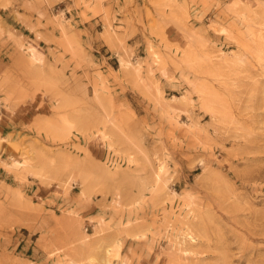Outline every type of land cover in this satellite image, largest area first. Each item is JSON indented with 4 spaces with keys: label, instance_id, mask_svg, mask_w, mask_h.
<instances>
[{
    "label": "rangeland",
    "instance_id": "rangeland-1",
    "mask_svg": "<svg viewBox=\"0 0 264 264\" xmlns=\"http://www.w3.org/2000/svg\"><path fill=\"white\" fill-rule=\"evenodd\" d=\"M264 264V0H0V264Z\"/></svg>",
    "mask_w": 264,
    "mask_h": 264
},
{
    "label": "bare ground",
    "instance_id": "bare-ground-1",
    "mask_svg": "<svg viewBox=\"0 0 264 264\" xmlns=\"http://www.w3.org/2000/svg\"><path fill=\"white\" fill-rule=\"evenodd\" d=\"M105 263L104 264H110L108 260L104 261Z\"/></svg>",
    "mask_w": 264,
    "mask_h": 264
}]
</instances>
